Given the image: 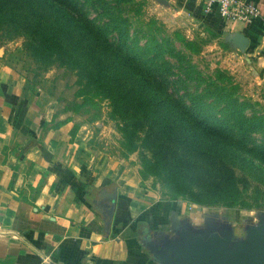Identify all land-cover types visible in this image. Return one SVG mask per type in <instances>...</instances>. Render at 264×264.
<instances>
[{
    "label": "crops",
    "instance_id": "1",
    "mask_svg": "<svg viewBox=\"0 0 264 264\" xmlns=\"http://www.w3.org/2000/svg\"><path fill=\"white\" fill-rule=\"evenodd\" d=\"M173 19L217 34L264 84V19L228 21L203 0H154ZM264 15V0H252ZM241 32L243 47L233 42ZM23 76L0 65V264H165L183 224H195L181 200L141 194L124 165L85 158L63 122L35 107ZM69 137V138H68ZM113 198L107 229L102 211Z\"/></svg>",
    "mask_w": 264,
    "mask_h": 264
},
{
    "label": "rangeland",
    "instance_id": "2",
    "mask_svg": "<svg viewBox=\"0 0 264 264\" xmlns=\"http://www.w3.org/2000/svg\"><path fill=\"white\" fill-rule=\"evenodd\" d=\"M88 15H93L90 9ZM148 17L156 20L157 37L169 38L174 55L163 52L169 67L163 73L168 79L167 88L181 95L185 105L202 106L205 111L227 116L226 102L233 97L247 104L245 113L264 114L263 82L252 76L247 63L220 36L204 30L201 33V28L189 26V20L173 19L154 0H145L140 14L130 15L131 30L145 27ZM35 23L13 12L4 14L0 21V65H9L23 76V94L35 107L51 114L53 125L67 123V131L73 136L68 137L69 143L85 158L126 166L137 178L139 193L159 198L169 195L173 171L181 172L180 180L192 196L178 195L176 199L189 206V217L195 224L202 214H208L216 229L229 228L233 236L245 238L247 227L264 220V163H249L244 152L236 158L202 156L162 136L143 117L109 116L104 97L96 95L85 102L76 90L86 81L81 74L87 69H78L72 58L61 53L59 58L51 50V43L37 34ZM173 31L193 39L198 51L186 49ZM139 40L144 41V37ZM252 136L253 142H260V133ZM142 159L148 161L147 167ZM230 183L248 205L226 207L222 201Z\"/></svg>",
    "mask_w": 264,
    "mask_h": 264
},
{
    "label": "trees",
    "instance_id": "3",
    "mask_svg": "<svg viewBox=\"0 0 264 264\" xmlns=\"http://www.w3.org/2000/svg\"><path fill=\"white\" fill-rule=\"evenodd\" d=\"M144 2L0 0V21L7 12L37 21L34 29L51 43V50L59 58H62L61 53L72 58L78 69H87L81 74L86 81L79 85L76 94L85 102L96 95L106 98L109 116L120 119L143 117L162 136L202 156L236 158L244 152L249 163L253 160L264 163L263 113H245L247 104L229 97L226 102L229 114L216 115L202 106L185 105L181 95H175L167 88L168 79L163 69L169 67L162 54L166 51L168 55H174L169 38L157 37L159 27L153 17L147 18L143 28L138 26L131 30L130 27V15L140 14ZM88 9L93 12L92 16L88 15ZM173 34L186 49L198 51L193 39L177 31ZM140 37H144V41L140 42ZM253 133L261 134L260 142H253ZM142 163L147 167L146 159H142ZM154 168L158 169L156 165ZM180 179L181 172L173 171L169 195L162 199L192 196ZM222 202L226 207L248 205L232 183Z\"/></svg>",
    "mask_w": 264,
    "mask_h": 264
},
{
    "label": "water",
    "instance_id": "4",
    "mask_svg": "<svg viewBox=\"0 0 264 264\" xmlns=\"http://www.w3.org/2000/svg\"><path fill=\"white\" fill-rule=\"evenodd\" d=\"M233 42L243 47L246 37L237 32ZM113 198L105 205L102 215L107 229L113 210ZM169 252L162 256L165 264H264V220L246 228L245 238L233 236L229 228L216 229L206 224L204 229H191L183 224L178 239L172 241Z\"/></svg>",
    "mask_w": 264,
    "mask_h": 264
},
{
    "label": "built area",
    "instance_id": "5",
    "mask_svg": "<svg viewBox=\"0 0 264 264\" xmlns=\"http://www.w3.org/2000/svg\"><path fill=\"white\" fill-rule=\"evenodd\" d=\"M215 5L219 15L228 21L264 19L260 7L252 0H203L202 11L207 13Z\"/></svg>",
    "mask_w": 264,
    "mask_h": 264
},
{
    "label": "flooded vegetation",
    "instance_id": "6",
    "mask_svg": "<svg viewBox=\"0 0 264 264\" xmlns=\"http://www.w3.org/2000/svg\"><path fill=\"white\" fill-rule=\"evenodd\" d=\"M207 224H208V225H214V222H212V221L209 220V221L207 222ZM217 230H218V229H217Z\"/></svg>",
    "mask_w": 264,
    "mask_h": 264
}]
</instances>
